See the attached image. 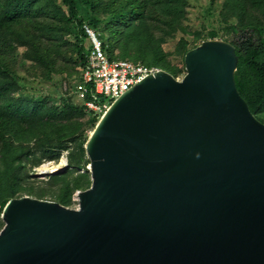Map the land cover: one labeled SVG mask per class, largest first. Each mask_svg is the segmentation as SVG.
<instances>
[{
  "label": "water",
  "instance_id": "1",
  "mask_svg": "<svg viewBox=\"0 0 264 264\" xmlns=\"http://www.w3.org/2000/svg\"><path fill=\"white\" fill-rule=\"evenodd\" d=\"M184 63L101 116L78 207L6 203L0 264H264V123L238 91L236 46L207 40Z\"/></svg>",
  "mask_w": 264,
  "mask_h": 264
},
{
  "label": "trees",
  "instance_id": "2",
  "mask_svg": "<svg viewBox=\"0 0 264 264\" xmlns=\"http://www.w3.org/2000/svg\"><path fill=\"white\" fill-rule=\"evenodd\" d=\"M102 4L103 0H0V231L4 226L2 210L10 199L28 195L68 207L77 191L91 186L86 170L90 163L86 158V130L95 128L101 118L87 112L68 92V78L61 85L66 88L60 104L20 92L25 87L15 69L19 60L23 66L30 62L42 66L41 76L78 73L80 78L90 44L84 29L88 25L108 37L103 44L110 59L157 67L175 78L180 73L176 67L166 66L162 39L156 31L169 36L186 32V0H109L104 8ZM236 5V13L224 18L223 27L227 34H240L234 44L238 56L235 81L252 113L264 123V0H236L233 7ZM102 9L107 14L106 23L101 19ZM73 23L78 71L69 73L59 59L64 58L60 49ZM218 36L216 30L208 33L209 39ZM180 41L186 53L191 50L189 41ZM22 47L28 51L21 58ZM131 47L136 49L133 54L129 53ZM117 48L119 53H115ZM87 113L91 116L84 122ZM39 151L56 161L63 151H70L69 169L51 175L44 189L36 191L33 183L27 184L30 177L25 169L28 163L39 166L44 162L38 157Z\"/></svg>",
  "mask_w": 264,
  "mask_h": 264
},
{
  "label": "rangeland",
  "instance_id": "3",
  "mask_svg": "<svg viewBox=\"0 0 264 264\" xmlns=\"http://www.w3.org/2000/svg\"><path fill=\"white\" fill-rule=\"evenodd\" d=\"M109 0H103L102 8H104V5L107 4ZM236 0H186L187 6H186V17L184 21V26L186 27V32H178L173 34L172 36L165 35L161 33L160 31H156V35L159 39H162V47L166 54V66L169 64L173 67H176L180 73L178 74L177 78H182L186 73L185 68V54L186 50L183 48V46L180 44L181 39L185 38V41H189L188 47L193 48L194 46H199L203 42L207 40H215V39H209L208 33L216 30L219 32L218 38L216 40H224L227 42H230L232 44H235L238 42V37L240 34H227L223 27L226 26V23L224 22V18L227 15H230L232 13H236L234 10L238 6L236 5L233 7V2ZM101 12V19L104 20L106 23V12ZM65 13H67L66 10H64ZM56 20V18H54ZM75 23L72 24L71 29L69 32H67L64 35V41L66 44L60 49L61 53L63 54L64 58L59 59V63L65 64L67 66V71L69 73L72 72V70H77V53L73 49L74 43H76L75 39ZM107 34V33H106ZM200 35V38L196 41V37ZM102 36V37H101ZM100 38L102 41L107 43L108 37L106 35H101ZM89 46V45H88ZM54 48V47H53ZM58 49V47H57ZM28 51L27 47H22L20 49V57L22 58L24 54ZM136 51L134 47L129 48V53L133 54ZM115 53H119V48L115 49ZM163 65V68L165 64L162 62L160 63ZM18 75L24 79V87L20 90L22 93L30 95L33 98H39L44 101H51L53 103L60 104V96L62 95L63 90L66 88L62 86L63 81L65 78H68V81H71L69 86L67 85V90L72 93L71 90L73 89L72 86L79 81V74H73V75H66V74H60L57 73L53 77H49L48 74H43L41 76V73L43 71V67L39 65H34L31 62L27 66H23L19 60V64L15 68ZM21 94V93H20ZM50 102V103H51ZM90 114H86V116L83 118V121L86 122L90 118ZM102 116V115H101ZM100 116V117H101ZM93 127H89L86 130V133L88 136H90L91 132L93 131ZM70 151H63L61 153L60 159L58 161L49 159L50 154L45 153L43 151L38 152V157H42L44 159L45 163H51V166L56 167L54 169L55 172L50 173L51 171H45L42 170L41 165L39 166H32L31 163H28L26 165L25 171L28 172V175L30 177L28 183H33L36 191L44 189L45 182L49 180V177L56 173H64L69 169V167H63V164L61 163V160L63 157H69ZM86 158H88V155L86 153ZM90 161V159H89ZM90 167V163L86 165V170L90 173L88 168ZM57 170V171H56ZM59 171V172H58ZM45 185V186H44ZM28 196V195H23ZM34 197V196H31ZM54 201V200H50ZM78 198L76 196V193L71 198V204L68 206L70 208H76L78 207ZM1 222L4 224L3 220L1 219Z\"/></svg>",
  "mask_w": 264,
  "mask_h": 264
},
{
  "label": "built area",
  "instance_id": "4",
  "mask_svg": "<svg viewBox=\"0 0 264 264\" xmlns=\"http://www.w3.org/2000/svg\"><path fill=\"white\" fill-rule=\"evenodd\" d=\"M84 29L90 43L87 62L71 94L87 112L101 116L147 75H154L162 69L129 60L110 59L100 34L88 25H84Z\"/></svg>",
  "mask_w": 264,
  "mask_h": 264
},
{
  "label": "bare ground",
  "instance_id": "5",
  "mask_svg": "<svg viewBox=\"0 0 264 264\" xmlns=\"http://www.w3.org/2000/svg\"><path fill=\"white\" fill-rule=\"evenodd\" d=\"M61 163L63 164V167L65 166V163H64V159L62 158V160H61ZM41 169L42 170H45V171H51L50 173H53V172H55L54 171V169L56 168V167H54V166H51V163H45V164H43V165H41ZM57 171V170H56ZM59 172V171H58Z\"/></svg>",
  "mask_w": 264,
  "mask_h": 264
}]
</instances>
